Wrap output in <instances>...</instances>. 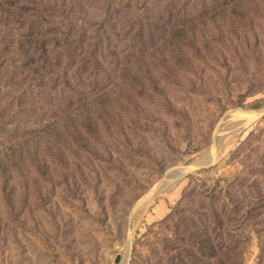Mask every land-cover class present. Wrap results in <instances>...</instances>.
I'll return each instance as SVG.
<instances>
[{
    "label": "rangeland",
    "instance_id": "rangeland-1",
    "mask_svg": "<svg viewBox=\"0 0 264 264\" xmlns=\"http://www.w3.org/2000/svg\"><path fill=\"white\" fill-rule=\"evenodd\" d=\"M28 141L0 264H180L192 219L264 264V0H0L1 158Z\"/></svg>",
    "mask_w": 264,
    "mask_h": 264
},
{
    "label": "trees",
    "instance_id": "trees-1",
    "mask_svg": "<svg viewBox=\"0 0 264 264\" xmlns=\"http://www.w3.org/2000/svg\"><path fill=\"white\" fill-rule=\"evenodd\" d=\"M188 31L189 29L177 28L173 31V34L177 37H184L186 34H188ZM54 126L55 125L53 124L48 126L47 130H50L52 133H54L55 130H52ZM28 143L29 141L16 143V146L18 147L13 145L11 152L4 153V159H2L0 156L1 174L7 175L10 166L14 167L21 160H24L25 154H20L18 152ZM48 147L49 145L46 146L47 151L49 153H52L53 150ZM260 197L261 196H258V198ZM230 202H232L231 206H233L236 215H241L242 217H250L253 216L254 213H256L257 207H253V202L251 200H244L238 197L235 200H230ZM202 215L206 216V218H208L209 220L212 218L207 217V214L205 213ZM214 217L215 220L213 222L220 226V230H222V227L224 228L225 226V221L220 218V215L217 211H215ZM191 222L194 224V229L187 228V230L190 231L192 236L191 238H189L191 242L190 247L192 248L186 246L187 248L182 249V255H176V258H178L180 264H236L234 257L240 254V241L236 236H232L230 234L227 235L221 232L218 233L216 237H211L209 233L210 228L204 227L202 229L198 227L199 222L195 219H192ZM229 230L230 229H228V231ZM185 256L189 259H186ZM188 260H190V262Z\"/></svg>",
    "mask_w": 264,
    "mask_h": 264
},
{
    "label": "water",
    "instance_id": "water-1",
    "mask_svg": "<svg viewBox=\"0 0 264 264\" xmlns=\"http://www.w3.org/2000/svg\"><path fill=\"white\" fill-rule=\"evenodd\" d=\"M178 175H179V173L176 172V173L174 174V177H178ZM179 176H180V175H179Z\"/></svg>",
    "mask_w": 264,
    "mask_h": 264
},
{
    "label": "bare ground",
    "instance_id": "bare-ground-1",
    "mask_svg": "<svg viewBox=\"0 0 264 264\" xmlns=\"http://www.w3.org/2000/svg\"><path fill=\"white\" fill-rule=\"evenodd\" d=\"M240 130V129H239Z\"/></svg>",
    "mask_w": 264,
    "mask_h": 264
}]
</instances>
